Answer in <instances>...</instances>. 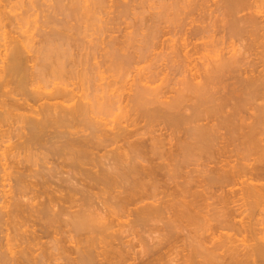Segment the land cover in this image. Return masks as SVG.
<instances>
[{
	"label": "bare ground",
	"instance_id": "bare-ground-1",
	"mask_svg": "<svg viewBox=\"0 0 264 264\" xmlns=\"http://www.w3.org/2000/svg\"><path fill=\"white\" fill-rule=\"evenodd\" d=\"M18 1L22 2V0ZM62 1H57V6L55 5L56 12L58 11L62 15L65 14V18H75L77 22H80L81 20L84 21L83 18H88L90 15L94 16L98 13V10L99 13L102 12L101 8L103 9L106 3V0H69V2L66 1L68 2L66 4L64 3L65 0ZM142 1L144 4V2L146 3L148 0ZM173 1L174 2L171 3L172 12H168V14L167 11H163L160 12V15L156 14L155 17H152L155 19L154 24L156 25H149L147 32L145 31L146 33L144 32V34H140L141 37L139 38L141 39L137 40V42L139 41L138 43H140L139 45H134V42L136 41L135 35H125V37H127L124 39L125 41L112 38L110 41L106 42L103 38L104 34H101L104 40L101 43L99 42L100 45L97 43V46H93L91 49L89 47V54H86L88 53L87 49L85 51L86 53L82 54V56L86 55L85 58H82L80 55L82 59L80 58L77 60V58H73V55L71 57V54L74 51L69 53V50L72 49L69 48L71 45L70 41L73 43L74 41H77V39L71 35L72 38L76 39L72 40L67 33L68 31L70 33L72 28L75 29V32L80 31L77 25L70 29L65 27H62V29L57 25L55 26L57 28L53 29V31L55 30V34L52 32L53 35H51V32L49 31L50 33L48 32V34L50 35L47 34L46 36L44 33L45 36L43 35L44 38L42 39L47 48L45 50L43 49L44 52L43 50L41 51V55L43 54L44 57L42 56V58L41 55H39V58L42 60L41 63L46 59L44 65L48 71L50 70V73L41 72L38 76L40 79L46 80L45 86L41 85L32 88V85L34 86L33 82L37 77H34L33 75L35 73L33 72L34 67L31 68L32 70L29 68L30 61L28 62L27 59L29 58H26L28 53L24 51H26L25 49L30 43H28L29 45L27 44L26 40L21 36L22 34H17V37L11 36L12 39H10V41L7 42V45H5V51H0V57L2 55L0 58V183L3 182L1 184H4L6 181H13L14 179V183L17 181L16 183L18 186H21L20 190H18L19 192H17L18 195H16L17 190L15 191L13 189V191H11V186L10 192L9 190L7 191V189H5L7 192L3 190V188H1L2 190L0 189L2 194L4 191L5 196L7 195L6 197L3 196L4 194L2 195L3 197L0 196L2 197L0 200L7 198L3 201L5 205L3 204V206H1L2 201L0 205V211L6 213H0L2 214L0 216L2 217L0 218V227L1 223L5 222L8 224V227L6 228L7 232L9 229L16 232L21 231V235H19L21 236L20 241L23 242L21 245H24L25 243L27 245H25L26 247L23 246V250H20L19 252L15 251L14 247H11V249L13 248L12 250L8 247L9 252L12 251L10 254H13V256L10 257L9 255L10 260H2L1 262L5 261L3 264L8 262L6 260H9V264H49V261L54 262V264H60L64 260V253L69 248L67 247L66 249L65 247L70 245L69 243H71V239H77L72 242L75 243L73 244L74 248L71 245L72 249L75 251L73 253L75 254L77 252V257L73 255L75 258H69L70 264H159L161 263L160 260L163 259L162 257L166 256L164 251L165 256H162L161 254L163 253H161V251L166 249L165 247L169 242H165L163 245H161L162 243L159 244L160 247L157 245L155 246V243L154 246H151L148 249L144 246L145 248H142L140 252H130L123 247L127 245H125L127 240L125 242V239L123 238V241L125 242L123 245L119 244L121 241L116 243L117 241H114L113 239L119 234L118 232L120 230L118 228L121 230L127 228V231H129V227L131 229L133 226H141L142 223L144 226H147L150 224L151 220L154 222L159 220L162 221L166 215L167 217L165 219L168 218L169 220L167 221H170V223L173 222L171 220L175 219L174 222L176 224L184 225L186 223L190 226L187 227V229H190L188 232L192 234V236H190L192 237V240L190 241H195L188 244V249L190 248V250L187 254H182V251L181 253L179 252L183 256L181 255V257H179V260H181L180 262L177 260L178 264H264V226H262L264 225V183H255L258 182V180H264V68L258 69L260 64L264 63V42H261V39L264 38V2H262V0H224L222 1L223 3L221 2L224 4L225 12L229 17L227 24L224 23L225 21L223 20V24H226V27H223V30L225 28L227 31H225V38L227 35L231 45V42H233V45L230 47L231 49L228 48L227 51V48H224V46L222 48L219 47L220 49L213 48L218 46V44L217 46L213 45V43L217 41L214 39L218 38H214L213 33V36H210L214 39L211 38L210 40V36H208L210 31V28H208L209 26L192 25L195 22V12L199 11L201 4L198 2L196 3V1L195 4L194 0ZM13 2H15V0H0L1 26H5L6 24L12 25L16 22L14 20H18L20 17V15L17 17V14L16 16H10L12 13L10 14V11L6 12V8L9 7L8 5H11ZM115 2L117 3L116 0ZM222 4L220 5V8H223ZM107 5L108 4H106V6ZM129 6L130 5H128V7ZM164 8H166V5ZM245 11L250 12L244 16L239 15L242 12L245 13ZM127 12L129 13V11ZM48 14L51 15L50 13ZM12 17L14 22L11 24ZM51 17L53 16H50V18ZM21 19H23V17ZM7 20L10 21L7 23ZM67 23L65 21L63 24L66 26L68 25ZM110 23L111 22H108V24ZM58 28H61L63 32L59 29L60 31H58L60 33H56L58 32L56 31ZM82 28L84 29V27ZM97 32L100 34V29L99 31L97 30ZM40 35L41 33L39 36ZM166 35H171L173 37L169 36L168 38L170 39H163L161 41ZM77 36L79 37L80 33H78ZM207 39L209 40L207 41ZM33 40L35 41L36 39ZM61 40L62 43L58 42L57 45L59 46L56 47L55 42ZM236 41H244L243 48L237 49L234 44ZM245 41L248 44L245 43ZM80 43L82 42H74L75 48L76 44L78 45ZM216 43L217 42H215V44ZM221 43L223 42L221 41ZM257 44L259 45L258 48L261 49L256 51L257 53H254L255 55L257 54L258 61L261 60L260 63L252 60L251 62L248 57L249 53L252 54L251 51L254 50L250 49L253 46L256 47ZM53 45L55 46L54 48H52ZM72 45L71 47H73ZM209 47L211 50H209ZM81 48H83V46ZM98 48L102 49L99 52H104V54H102V56L105 57L104 62L107 64V58H109L111 64L109 63L108 65L111 66L105 65L104 67H106V70H99L100 73L97 70V74H102L107 70L110 71L113 65L114 67L118 65V69L120 68L123 70L126 67L125 70H128L129 68L133 70L131 67L132 65L136 66L137 62L139 64L142 62L141 60L147 59L150 55L153 56V54H157L160 58L164 51L165 54L162 55L172 64L171 68L174 73L173 75L182 76L181 79L178 77V81L176 80L174 83L182 86L174 93V90H171L172 88H167V85H165L167 89L165 88L164 83H168L167 79V82L163 83L164 87H162V80L164 78L169 79L167 76H169L170 72H167L165 69V71H160L159 69V72H156L154 71L155 68L151 66L153 67V71L150 67V71L152 72L149 71V73L144 74L145 72H142L145 71V69L142 71L141 68V73L140 71H137L138 76L137 74H134V76L136 75L135 77H138V80L133 76V80L135 79L133 82L135 88L133 87L131 94L128 93V99H126L127 103L125 104L126 107L128 106L127 110L133 113V115L128 113L130 118H128L129 116L127 114L128 117L126 119V116L123 113L125 112L123 110L125 105H123L124 107L122 106L123 102L121 105L119 104L122 98L117 90L113 91V89L110 88L112 87V84L109 82L111 84L110 86L106 81L104 82V84L107 83L106 88L105 86L101 88L102 86L100 84H97V86L95 83L98 77L106 79V76L104 77L103 75H101V77L96 75L95 78L92 76L96 74L95 70L97 68L100 69L102 64L100 67L97 66L94 70L95 73L91 70L93 74H91L92 72L89 73V70L88 72H85L87 69L81 71V73L79 70L76 71V68V70L72 68L82 64L86 65L87 60L90 62L94 56H91V59L89 60L87 58L88 55L90 57L92 53H98ZM158 48H160L162 52L157 53ZM206 51H208V53H206ZM248 51L250 52L248 53ZM246 54L248 55L247 57ZM98 55L100 56V54ZM163 56L162 58H164ZM48 59L51 61V67L49 66V61H47ZM51 59H54L53 62ZM101 62L103 63L102 60ZM133 62L136 63L134 64ZM92 63L93 62H91L90 65H92ZM168 63L167 65H169ZM135 66L134 68L136 71L137 68ZM114 67L112 69L117 70V68ZM90 68L91 66H89L88 69ZM138 69L140 70V68ZM131 70L130 72L129 70L125 71L126 74L124 75V70L119 73L122 72L121 76L126 75L127 77L128 74H131ZM162 71L165 73H162ZM127 72L129 73L127 74ZM116 73H118V71ZM88 74L90 78L88 77ZM161 75H163L162 78H164L161 79L162 82H158L160 83V86L153 87V84L157 81L156 79L159 78L160 80ZM75 77L81 79L80 81H77H82V85L85 84L83 79L84 81L86 80L85 82L89 83V86L86 83L87 87H91L92 83L93 86L95 84L94 88H91H96L95 90L97 92L95 93L94 90L90 88V90H92L91 93H84L85 88L83 89V87H80L81 83L77 82L79 87L75 82L72 83ZM103 78L101 79L104 80ZM236 79H238V81H235ZM166 80L164 79V81ZM228 80H230L231 84H229ZM14 83L17 86H14ZM235 83L237 86H240L237 87ZM9 85H12L13 88L8 89L7 87ZM229 85L232 86L231 89L229 88ZM239 87H241V91L247 88H253L254 90L252 89L248 94L247 91L246 94L240 91L242 94L239 95L236 90ZM49 88L51 89L50 91H48ZM104 89L105 91H103ZM169 89L173 92L172 94H174L173 96L169 94L171 97L166 96L170 93L168 92ZM228 89L233 92L235 91L234 96L236 97L233 98V95L229 94L230 91L228 94L232 96L231 99L227 95L228 100L227 97H225V99L222 96L220 97V94ZM99 91L103 93H101V97L99 94L97 95ZM93 92L96 95L93 96ZM236 92L237 95H235ZM221 98H223V101L220 100ZM232 99L237 100V102L239 101V104L236 103L235 105L238 104L240 107H238V105H233L234 107H237L234 109L231 105V110H234L231 113H226L228 102ZM218 100H220V103ZM242 102L249 103L251 107L254 105L252 108L255 109L256 113L249 116L244 112L243 116L242 112L245 110H242L243 107L241 108ZM120 108L122 109L121 111H123L124 118L127 120L125 121L126 125H122L124 122L121 124V121H119V124L116 121V123L119 124L118 126H113L116 123L109 126L108 123L110 120L108 116ZM95 114H99L98 116L96 115L97 117L101 114L103 117H101V119L97 118L94 116ZM104 115H106L107 118L106 116L104 118ZM245 115L248 116V120L254 117L253 121H247ZM249 117L251 118L249 119ZM102 118H104V120H102ZM106 119L109 120L108 123ZM129 119L130 123L128 122ZM142 119L147 123H145L147 126H151V124L153 125L155 122V124H158L157 122H159L164 126L162 129L159 128L157 131L155 130V134L154 130L149 131L150 128L147 129V126L141 123V121H143ZM105 120L106 122H104ZM138 120L139 123L143 125L142 127L137 126V124L140 125L137 123ZM4 124L9 125V128L7 125V128H4ZM144 127L147 130H144ZM152 129L153 128H151V130ZM222 129H225L229 134L226 135L227 133L224 132V135H226L227 138L220 133ZM158 131L160 133L157 134ZM168 134L170 136H167ZM218 140H221V142H218ZM217 143L219 145L220 143L224 144H221L222 146L218 147ZM216 145L218 149H216ZM228 145H232L230 149L227 147ZM242 145L244 146L243 148L241 147ZM225 147L228 149L225 150ZM238 147L240 150L244 149V151L242 150L241 152ZM244 153H246L248 157L250 156V153L251 155H255L253 161L251 158L247 159V155L244 156ZM194 154L195 156H193ZM188 155L189 157L192 156L194 158L197 155H204L203 157H208L209 159L214 158L211 160L215 161L216 159L215 163H217V165L224 162L223 164L221 163V166L215 165L216 167L210 170V173L215 174H213L214 177L209 175L212 177V180H210L212 184L210 182H208V184H211V187L213 184L219 185L215 186L216 188L214 187L217 192L221 191V193L217 194L218 199L215 195L217 192L211 190L215 193L214 196L213 194L211 195L212 192H210V190H207L206 194L203 193L206 192V190L203 191L204 189H202L200 191H203L202 193L204 195H208L209 191V195L216 197L215 199L219 200L217 201L219 203H213L215 206L213 204L209 206V203L206 205L207 200L204 199L206 196L203 197L202 193L197 194L196 189L194 191L196 194L191 191L192 189L189 190V188L181 189L173 187L172 190L176 192L170 190V181L180 185L178 177H182V174H184L182 172L184 170L186 171L189 159L191 158L190 160H192V157H187ZM183 157L184 160H187L185 161V167L182 164L184 163V160H182ZM198 157L199 156H197V158ZM203 157L201 156L200 158ZM234 157H236L235 160L233 159ZM105 158L107 161L103 160ZM177 158H181L180 160H182V162H179V159ZM231 159L237 162H230ZM38 160H41V164L39 163L41 165H39L40 169H34L36 168L34 165L37 164ZM238 160H243L244 162L240 161V163ZM34 161L36 162L34 163ZM173 161L177 162L174 163ZM31 162L33 165L30 164ZM36 166L38 167V164ZM108 166L112 168V170H110ZM28 167L34 169V172L33 169H30L31 172H33L32 174L31 172L28 173ZM41 167H43V169H41ZM182 167L185 169L183 170ZM35 170L37 171L35 172ZM162 170H166V172H163L164 174H167V177H164ZM30 174L34 176L35 179L31 180L32 178H30ZM159 175L163 176L161 179L167 178V182L169 177L170 183L169 186L167 185L169 190H167V186L165 185H163V188H161L160 185L158 186L160 182ZM244 176H249L252 180L256 181H251V183H249V178L244 179ZM27 178H30V180ZM52 178H57V180H53ZM12 181L6 183L8 184V187L12 184ZM162 182L167 183L166 180L161 181V183ZM231 183H234V185L239 183V185H242V188H237L236 190H234L235 188H231L232 190L230 188V190L225 188ZM1 184L0 186H2ZM13 185L15 184H12V186ZM164 186L166 188H164ZM97 187L98 190L100 189L99 191L106 196L104 200L101 199V202H98V207L96 206L97 208H95L92 198L97 195L93 196L92 194L97 190H91H93V188L97 189ZM159 188L164 189L163 192L158 191ZM164 191H166L165 195L163 194ZM159 192L162 193L160 195H164L161 196L162 198H158ZM167 192L170 194H167ZM102 193H100V195ZM79 194L81 195V198L76 197ZM27 195H30V197L26 198V200L30 198L29 200H31V202H25L23 200ZM211 196L210 198H212ZM166 197H168V199ZM201 197H203V200ZM204 200L206 202L205 205L211 207L213 211H208L207 209V213H203V208H206L203 205L205 203ZM237 201L239 204L235 205ZM202 205L203 208L201 207ZM200 208L203 209V211H199ZM4 215L7 216V218H5ZM66 216L69 218H65ZM258 216H261V219H259ZM169 224L165 226L167 230L170 228L169 232H166L167 236V233H170L169 236L171 238L169 237V239L176 240L177 237L180 238V236L177 235H175L177 237L173 238L174 234H177L173 233L176 230L174 228L177 227H174L176 224H172L174 226ZM67 227H69V230ZM115 227H117L116 229L118 230H113ZM165 227H158V229L164 231V229H166ZM185 227L186 226L184 225V228ZM2 228L3 227H1L0 230ZM184 228L182 227V229ZM184 230L186 231V229ZM123 231L126 230L124 229L122 232ZM178 232H180L179 226ZM9 233L10 232L7 234ZM146 233L149 234L148 232ZM61 234L62 237L64 236L63 238L61 237ZM240 234H245V238L239 239L237 236ZM76 236H78L79 239ZM187 236L186 239H190V237ZM45 237L54 240L53 243L51 239H48L51 240L49 243L54 244L52 246L53 249H50L51 246L48 245H45L44 247L43 244L38 246L41 251H37V249L34 250V245L31 246V244L34 242L41 243V240H44ZM169 239L168 241H170ZM66 240H69L67 241L69 243L64 245L65 243L63 242H66ZM175 240H173L174 243H176ZM179 241L180 240H178V242ZM169 244L172 246L174 245L172 243ZM190 245L192 246V249ZM46 247H49V249ZM32 249L37 252L34 253ZM72 249L71 253L73 251ZM51 250H53L54 254ZM54 250L58 251V254H56ZM67 252L70 253L68 250ZM71 253L68 255H72ZM53 255L56 256H54L56 260L58 256L63 257L61 259L58 257L61 262L57 260L58 263L54 261L55 259L51 261ZM1 258H7V256ZM171 261L170 264H175L176 262L172 261L171 263Z\"/></svg>",
	"mask_w": 264,
	"mask_h": 264
},
{
	"label": "rangeland",
	"instance_id": "rangeland-1",
	"mask_svg": "<svg viewBox=\"0 0 264 264\" xmlns=\"http://www.w3.org/2000/svg\"><path fill=\"white\" fill-rule=\"evenodd\" d=\"M18 0H15V2H13L11 5H8L9 7H7L5 10H6V12L7 11H10V16H16V14L18 15L17 17H19V15H20V17L18 18V20L17 19H15L14 21H16V22H14L12 19H13V17L11 18V24L12 25H10V24H6L5 26H1L0 25V51L1 52H4L5 51V49L4 48H6V46L5 45H7V42L8 41H10V39H12L11 38V36H15V37H17L18 35L17 34H22L21 36L23 37V39L24 40H26V42H27V44L28 43H30V45L25 49L26 51H24V52H27L28 53V55H26V58H29V59H27V61L29 62V68L31 69L32 67H34V71L33 72H35L33 75H34V77H37L35 80H34V86L32 85V88H36V86H45V81L46 80H44V79H40L39 78V76H38V74L40 73L41 74V72H49L50 73V70L48 71V69L47 68H45L46 66L44 65V62H45V60L46 59H44L43 61L44 62H42L41 63V61L42 60H40V58H39V55H41V51L44 49H46L47 47H46V45H45V42L43 43V39L42 38H44V36H45V34H46V36H47V34H48V32L50 31L51 32V35H53V33L55 34V30L53 31V29L54 28H57V27H55V26H59V27H65V28H72L73 26H75V25H77L78 26V29L80 30V31H82V32H80V31H76L75 32V29L74 28H72V31H70V33H69V31L67 32L68 33V35H70V37H71V35H72V37H74V38H76L77 39V41H74V42H82V43H80V44H76V48H75V45H74V42L73 43H71V41H70V44L74 47H71V45H70V49L72 48V49H75V50H69V53L70 52H73L72 54H71V57H72V55L74 56L73 58H77V60L78 59H80L81 57L82 58H85V56L83 55L82 56V54H85L86 52V50H87V52L88 53H86V54H89V50L91 49V47H93V46H97L96 44L98 43L99 44V42L101 43L104 39H105V41L107 42V41H110L112 38H114V39H117V40H122V41H125L124 39H126L127 37H125V35L126 36H129V35H135V37H136V41L134 42V45H139L140 43H138L137 42V40H140L141 38H139V37H141V35H142V33L144 34V32L146 31L147 32V30L149 29V25L151 26V25H156V24H154V21H155V19L154 18H152L153 16L155 17V15L156 14H159L160 15V12H163V11H167V13L169 12H172L173 10H172V5H171V3H173L174 1L173 0H166V2H165V0H144V1H147L146 3L144 2V4H143V1L142 0H120V1H118V0H116L117 1V3L115 2V0H106V3H105V5H104V8L102 9L101 8V11L102 12H100L99 13V10H98V13H96L94 16H95V18H94V16L93 15H90L88 18L86 17V18H83L84 19V21L83 20H81L80 22H77L76 21V19L75 18H71V19H69L68 17H64V15H62L61 13H59L58 11L56 12V8H55V5L57 6V1L56 0H22V2L20 3L19 1L17 2ZM30 1V2H29ZM37 1V2H36ZM53 1V2H52ZM60 1H62V0H60ZM64 1V0H63ZM62 1V2H63ZM66 1H68L69 2V0H65L64 1V3L66 4V3H68V2H66ZM109 1V2H108ZM195 1H196V3L198 2L199 4H201V7H199V11L198 12H195V22L192 24L193 26H198V25H200V26H209L208 28H210V31H209V33H208V36H210V35H212L213 36V33H214V38H218L219 39V41H218V39H214L212 36H210L209 38H210V40H211V38H213L214 40H217V41H215V42H217L216 44H215V42L213 43V45H215V46H217V44H218V48L217 47H213V48H216V49H220V48H222L223 46H224V48H227L226 50L228 51V48H230L232 45H233V42H231L232 43V45L230 44V41H229V39H228V37H227V35H226V38H225V34H226V30H225V28H224V30H223V27H226V24L228 23V19H229V17H228V15H227V13L225 12V7H224V4H222L223 2L222 1H224V0H194V3H195ZM209 1V2H208ZM17 2V3H16ZM26 2V3H25ZM35 2V3H34ZM112 2V3H111ZM115 2V3H114ZM125 2V3H124ZM202 2V3H201ZM205 2V3H204ZM222 2V3H221ZM262 2H264L263 0H262ZM16 3V4H15ZM32 3V4H31ZM56 3V4H55ZM110 3V4H109ZM119 3V4H118ZM130 3V4H129ZM166 3V4H165ZM195 3V4H196ZM218 3V4H217ZM22 4V5H21ZM53 4V5H52ZM106 4H108L107 6L109 7H107L106 6ZM115 4V5H114ZM203 4V5H202ZM222 4V6H223V8H220V5ZM17 5V6H16ZM32 5V6H31ZM117 5V6H116ZM128 5H130L129 7H128ZM166 5V8H164V6ZM219 5V6H218ZM12 6H14V7H12ZM50 8H48V7ZM118 6H119V8H118ZM170 6V7H169ZM218 6V7H217ZM221 6V7H222ZM117 9H116V8ZM180 7H181V5H180ZM203 7H204V9H203ZM208 7V8H207ZM52 8V9H51ZM121 8V9H120ZM125 10H124V9ZM132 8V9H131ZM144 8V9H143ZM11 9V10H10ZM15 9H16V11H15ZM48 9V10H47ZM127 9V10H126ZM134 9V10H133ZM204 10V11H201V10ZM205 9H206V11H205ZM209 9V10H208ZM211 9V10H210ZM221 9V10H220ZM223 9V10H222ZM264 9V8H263ZM113 11V12H111V11ZM137 10V11H136ZM139 10V11H138ZM49 11V12H48ZM104 11V12H103ZM107 11V12H106ZM119 11V12H118ZM127 11H129V13L127 12ZM135 11H136V13H135ZM144 13H143V12ZM196 11V10H195ZM201 11V12H200ZM50 13L51 15H49L48 13ZM52 12V13H51ZM106 12V13H105ZM108 12H110V13H108ZM117 12V13H116ZM132 12V13H131ZM139 12V13H138ZM164 12V13H165ZM200 12V13H199ZM203 12V13H202ZM205 12V13H204ZM248 12H250V11H245V13L244 12H242L241 14H239L240 16H244L245 14L247 15V13ZM18 13H20V14H18ZM23 13V14H22ZM103 15H102V14ZM168 13V14H169ZM210 13V14H209ZM212 13V14H211ZM225 13V14H224ZM47 14H48V16H47ZM61 14V15H60ZM101 14V15H100ZM135 14V15H134ZM140 14V15H139ZM142 14V15H141ZM206 14V15H205ZM249 14V13H248ZM23 15V16H22ZM58 15V16H57ZM99 15V16H98ZM112 15V16H111ZM131 17H130V16ZM204 15V16H203ZM208 15V16H207ZM50 16H53V17H51L50 18ZM57 16V17H56ZM61 16V17H60ZM66 16V15H65ZM102 16V17H101ZM119 16V17H118ZM151 16V17H150ZM203 16V17H202ZM208 18H207V17ZM225 16V17H224ZM16 17V18H17ZM23 17V19H21ZM45 17V18H44ZM49 19H48V18ZM92 19H91V18ZM99 17V18H98ZM109 19H108V18ZM110 17H111V19H110ZM122 19H121V18ZM124 17V18H123ZM143 17V18H142ZM199 17V18H198ZM206 17V18H205ZM53 18V19H52ZM59 18H60V20H59ZM68 18V19H67ZM113 18V19H112ZM114 18H115V20H114ZM119 18V19H118ZM142 18V19H141ZM203 18V19H202ZM206 20H205V19ZM48 19V20H47ZM58 19V20H57ZM64 19V20H63ZM107 19V20H106ZM140 19V20H139ZM148 19H149V21H148ZM152 19H154V20H152ZM226 19V20H225ZM21 20V21H20ZM25 20V21H24ZM47 20V21H46ZM54 22H53V21ZM68 20V21H67ZM74 20V21H73ZM79 20V19H78ZM105 21V22H103V21ZM112 20V21H111ZM117 20V21H116ZM142 20V21H141ZM225 22H224V21ZM8 21H10V20H7V23H8ZM20 21V22H19ZM59 21H60V23L61 22H63V23H65V21H66V23L68 24V25H66L65 26V24H63V23H59ZM69 21H70V23H69ZM87 21H89V22H87ZM107 21V22H106ZM136 21H138V22H136ZM144 21H147V22H144ZM151 21V22H150ZM153 21V22H152ZM200 21H201V23H200ZM227 21V22H226ZM38 22V23H37ZM39 22H41V23H39ZM46 22V23H45ZM50 22V23H49ZM86 22V23H85ZM108 22H111L110 24H108ZM141 22V23H140ZM157 22V21H156ZM198 22V23H197ZM223 22L224 23H226V24H223ZM52 23H54V24H52ZM57 23V24H56ZM61 25H59V24ZM81 23V24H80ZM106 25H105V24ZM116 23V24H115ZM134 23V24H133ZM135 23H136V25H135ZM138 23V24H137ZM146 23V24H145ZM149 23V24H148ZM46 24H48V25H46ZM64 26H63V25ZM74 24V25H73ZM89 24V25H88ZM108 24V25H107ZM118 24V25H117ZM122 24V25H121ZM38 25V26H37ZM44 25V26H43ZM45 25H46V27H45ZM70 25V26H69ZM80 25H82V26H80ZM85 25V26H84ZM100 25H101V28H100ZM117 25V26H116ZM146 25V26H145ZM212 25V26H211ZM223 25V26H222ZM225 25V26H224ZM11 26H12V28H11ZM21 26V27H20ZM41 26V27H40ZM48 26V27H47ZM51 26V27H50ZM80 26V27H79ZM112 26V27H111ZM116 26V27H115ZM132 26V27H131ZM8 27V28H7ZM41 29H40V28ZM82 27H84V29L82 28ZM109 27V28H108ZM119 29H118V28ZM128 27V28H127ZM140 27V28H139ZM147 27V28H146ZM228 27V26H227ZM14 28H16V29H14ZM45 28V29H44ZM50 28V29H49ZM61 28H58L56 31H58L59 29L62 31V29ZM105 28V29H104ZM113 28V29H112ZM121 28V29H120ZM135 28V29H134ZM144 28V29H143ZM9 31H8V30ZM11 29V30H10ZM18 29V30H17ZM38 29V30H37ZM41 30V32H40V30ZM99 29H100V34H99V32H97V30L99 31ZM115 29V30H114ZM128 29V30H127ZM141 29V30H140ZM227 29V28H226ZM15 32H14V31ZM59 30V31H60ZM103 30V31H102ZM105 30V31H104ZM108 30V31H107ZM117 30H119V31H117ZM130 30V31H129ZM12 31V32H11ZM20 31V32H19ZM23 31V32H22ZM56 32V33H60V32ZM64 31H65V29H64ZM125 31V32H124ZM132 31V32H131ZM226 31V32H225ZM5 32H6V34H5ZM36 32H38V33H36ZM41 33V35L39 36V34ZM47 32V33H46ZM49 32V33H50ZM53 32V33H52ZM63 32V31H62ZM74 34H73V33ZM80 33V36L78 37L77 35H78V33ZM97 32V33H96ZM145 32V33H146ZM222 32V33H221ZM27 33V34H26ZM35 33V34H34ZM45 33V34H44ZM75 33H76V35H75ZM95 33V34H94ZM109 35H108V34ZM5 34V35H4ZM24 34H26V35H24ZM31 34V35H30ZM101 34H104L103 36L101 35ZM116 34V35H115ZM141 34V35H140ZM17 35V36H16ZM44 35V36H43ZM48 35H50V34H48ZM73 35H75V36H77V37H75V36H73ZM86 37H85V36ZM88 35H89V38H88ZM91 35H92V38H91ZM118 35H120V36H118ZM139 35V36H138ZM4 36V37H3ZM10 36V37H9ZM38 36V37H37ZM101 36V37H100ZM115 36V37H114ZM169 36H171V35H169ZM168 35H166L165 37H163L162 39H161V41L164 39V40H167V39H170V38H168L169 37ZM216 36V37H215ZM6 37V38H5ZM20 37V36H19ZM18 37V38H19ZM71 37V38H72ZM94 37V38H93ZM95 37H96V39H95ZM104 39H103V38ZM110 39H109V38ZM171 37H173V36H171ZM26 38V39H25ZM74 38H72V40H76V39H74ZM81 38V39H80ZM101 38V39H100ZM176 38V37H175ZM30 39V40H29ZM33 39H36L35 41L33 40ZM91 39V40H90ZM98 39V40H97ZM100 39V40H99ZM212 39V40H213ZM228 39V40H227ZM209 39H207V41H208ZM6 41V42H5ZM31 41V42H30ZM38 41V42H37ZM221 41L224 43H221ZM264 42V38H262L261 39V42ZM34 42V43H33ZM38 44H37V43ZM58 42H61L62 43V40L61 41H56L55 42V44H56V47L57 46H59V45H57V43ZM64 42V41H63ZM66 42V41H65ZM94 42V43H93ZM219 42V43H218ZM228 44H227V43ZM161 43V42H160ZM173 43V42H172ZM245 43H247L246 41H245ZM54 44V43H53ZM93 44H95V45H93ZM220 44H222V45H220ZM235 45H236V48L237 49H240V48H243V46H244V41H242V42H239V41H236V43H234ZM248 44V43H247ZM247 44H245V45H247ZM5 46V47H3V46ZM100 45V44H99ZM241 45V46H240ZM2 46V47H1ZM31 46V47H30ZM33 46V47H32ZM39 46V47H38ZM61 46V45H60ZM83 46V48H81ZM104 46V45H103ZM103 46H100V47H103ZM29 47H30V49H29ZM43 47H45V48H43ZM55 46L53 45V47L52 48H54ZM67 47V46H66ZM89 47H90V49H89ZM210 47H211V45H210ZM209 47V50H211V48ZM220 47V48H219ZM259 47V45L257 44V46L255 47V46H253L250 50H253V51H251V53L252 54H250L249 52L250 51H248V53H249V56L246 54V57L248 56L249 58H250V61L252 60V61H254V62H258V63H260V61H258V56H256L255 55V53H257L256 51H258L259 49H261V48H258ZM36 50H35V49ZM68 48V47H67ZM67 48H65V49H67ZM160 48H162V47H160ZM160 48H158V51H157V53L158 52H162V50L160 49ZM64 49V48H63ZM99 49V50H98ZM97 50H98V53H97V55L98 54H100V58L96 55V53L94 52V53H92L91 55H90V57H89V55H88V59L90 60L91 59V56L93 57H98L97 58V60H96V58H92L91 59V61L89 62L88 60H87V62H88V64H87V62H86V65H79V66H75V67H72L74 70H76V71H83V70H85V69H87V70H85V72L87 71L88 72V70H89V73L90 72H92L91 70H93V72H94V70L97 68V66L98 67H100V65H101V67H100V69H96L95 70V72L98 70V72L100 73V71L99 70H101V71H105L106 70V67H104L105 65H108L109 63H110V61H109V58H107L108 59V61H107V64H106V62H104V56H102V54H104V52L102 51V52H99V51H101L102 49L101 48H98ZM231 49V48H230ZM35 50V51H34ZM44 50H43V52H44ZM132 50V49H131ZM214 50V49H213ZM32 53H31V52ZM40 51V52H39ZM166 51V50H165ZM243 51H244V49H243ZM0 52V53H1ZM37 53V55H36V53ZM39 52V53H38ZM81 52V53H80ZM84 52V53H83ZM255 52V53H254ZM77 55H76V54ZM80 53V54H79ZM206 53H208V51H206ZM35 54V55H34ZM94 54V55H93ZM162 54L164 55L165 54V52L163 51L162 52ZM161 54V56H160V58H159V56H157V54H153V56L152 55H150V57H148L147 59H143V60H141L142 62H140L139 64H138V62L136 63V62H133L134 64L136 63V68L138 69V68H140V70L138 69H136V71H135V68H134V66L132 65L131 67L133 68V70H131V68H127L128 70H129V72H130V70H131V74H128L129 72H127V77H126V75L125 76H121V74H122V72L121 73H119L120 71H123L124 70V73H123V75L124 74H126L125 73V71H128V70H125L126 69V67H125V69H118L117 68V66L116 67H114V65L112 66V68L114 67V68H117V70L116 69H110V71L109 70H107L106 72H107V74H106V72H101L102 74H97L98 72H96V74H94V75H92L94 78L96 77V75H98V76H100L101 77V75H103L106 79H104L103 77H101V78H103L104 80H102L101 78H97V80H96V85L97 84H100L102 87L101 88H103V86H105V88H106V84L107 83H111L112 84V87H110V88H112L113 89V91H115V90H117V92H118V94L121 96V98H122V100L120 101V105L122 104V102H123V104H122V106L123 105H125V108H123V107H121V108H123V110L125 111V112H123V111H121L122 109L120 108L119 110L117 109V110H115L114 111V113H112L111 115H107L108 116V118H109V120H107V123H108V121H109V126L110 125H112V124H115L116 123V121H117V123H119L120 124V122L119 121H121V124H122V122H124V124H122V125H126V122L125 121H127L126 119H127V117L129 116V114L131 113V112H129L128 110H127V108H128V106L126 107V104L125 103H127L126 102V99H128L127 97H128V93H132V91L131 90H133V87H134V80L137 78V80H138V77H135L134 76V74H137V71L139 72L140 71V73H141V68H142V71L145 69V71H143L142 73H144V74H146V73H149V71H150V67L151 66H153L155 69H154V71H156V72H159L158 70L160 69V71L161 70H163V71H167V72H170L169 73V76H167V77H169V79L168 78H164L165 80L167 79L168 80V83H164V82H167V80L166 81H164V79L162 78V76L163 75H161L160 77V80H159V78L158 79H156L157 81L153 84V87H156V86H160V83H158V82H162V87H164L165 85H167V88H172L171 90H174V93H175V91L177 90V89H179L181 86H180V84H178V85H176L177 83H174V82H176V80L178 81V77H179V79H181L182 78V76L180 77L179 75L178 76H174L173 74V70H172V64L169 62V61H167L166 60V58L163 56ZM80 55H81V57H80ZM31 56V57H30ZM38 56V57H37ZM43 56V54L41 55V57ZM77 56V57H76ZM149 56V55H148ZM162 56L164 57V58H162ZM1 57H2V55H1ZM0 57V58H1ZM33 57V58H32ZM44 57V56H43ZM42 57V58H43ZM37 58V59H36ZM56 58V57H55ZM81 58V59H82ZM155 58V59H154ZM159 58V59H158ZM248 58V59H249ZM103 61V63L101 62V60ZM255 59V60H254ZM260 59V58H259ZM39 60H40V62H39ZM50 59H48L47 61H49ZM52 60V62H53V60L54 59H51ZM84 60V59H83ZM94 60V61H93ZM46 61V62H47ZM55 61H56V59H55ZM55 61H54V64H55ZM249 61V60H248ZM249 61V62H250ZM251 61V62H252ZM38 62V63H37ZM91 62H93L92 63V65H90L91 64ZM99 62V63H98ZM169 62V63H168ZM253 62V63H254ZM40 63V64H39ZM49 63V66L51 67L52 66V64L50 65V63H51V61H49L48 62ZM48 63H46V64H48ZM97 63V64H96ZM113 63V62H112ZM167 63L169 64V65H167ZM257 63V64H258ZM39 64V65H38ZM85 64V63H84ZM95 64V65H94ZM111 64V63H110ZM164 64V65H163ZM262 64V65H261ZM260 64V66H259V68L258 69H262V68H264L263 67V65H264V63H261ZM42 65V66H41ZM44 65V66H43ZM171 65V66H170ZM86 66V67H85ZM89 66H91V68L90 69H88L89 68ZM94 66H96V67H94ZM108 66H111V65H108ZM44 67V68H43ZM94 67V68H93ZM103 67V68H102ZM153 67H151V70L153 71ZM168 68V70H167V68ZM261 67V68H260ZM76 68V69H75ZM103 70H102V69ZM105 68V69H104ZM109 68V67H108ZM163 68V69H162ZM47 70V71H45V70ZM51 69V68H50ZM149 69V70H148ZM165 69V70H164ZM32 70V69H31ZM36 70V71H35ZM43 70V71H42ZM114 70V71H113ZM172 70V71H171ZM264 70V69H263ZM118 71V73H116ZM152 71H150V72H152ZM162 71V73H165V72H163ZM84 72V73H85ZM93 72L91 73V74H93ZM94 72V73H95ZM45 73H43V74H45ZM82 73V72H81ZM108 73H109V75H108ZM90 74V75H91ZM167 74V73H166ZM37 75V76H36ZM165 75V74H164ZM135 77V79L133 80V78ZM137 76H138V74H137ZM88 77H89V74H88ZM125 77V78H124ZM166 77V76H165ZM81 78V77H80ZM90 78V77H89ZM93 78V79H94ZM177 78V79H176ZM161 79H163L162 81H161ZM175 81H174V80ZM41 80V81H40ZM44 80V81H43ZM80 81L81 79H79V78H77V77H75V79H74V81H72V83H74L75 82V84H78V83H81V88L83 87V89L85 88V91H84V93L86 92V94H89V92L91 93L92 92V90H90V88L91 87H93L94 88V86H95V84H94V86H93V83H92V86L91 87H87V84H88V86H89V83H87V82H85L84 81V79H83V82L85 83H83L84 85H82V81L81 82H78V81ZM101 80V81H100ZM133 80V81H132ZM98 81V82H97ZM107 81V83H105L104 84V82H106ZM229 81V84H231V82H230V80H228ZM232 81V80H231ZM235 81H238V79H236ZM78 82V83H77ZM101 82V83H100ZM87 83V84H86ZM109 83V85L111 86V84ZM156 83H157V85H156ZM163 83H164V86H163ZM233 83H234V81H233ZM103 84V85H102ZM228 84V83H227ZM236 84V83H235ZM13 85V84H12ZM12 85H9L7 88L8 89H11V88H13L12 87ZM133 85V86H132ZM14 86H17V85H15V83H14ZM78 87H79V84L77 85ZM98 86V85H97ZM96 86V87H97ZM170 86V87H169ZM236 86H237V84H236ZM238 86H240V85H238ZM237 86V87H238ZM76 87V86H75ZM100 87V86H99ZM178 87V88H177ZM231 85H229V88L231 89ZM7 88H5V89H7ZM15 88V87H14ZM93 88H91V89H93ZM98 88V87H97ZM135 88V87H134ZM165 88H166V86H165ZM166 88V89H167ZM80 89V88H79ZM96 89V88H95ZM95 89H93L94 90V92L96 93L97 91L95 90ZM170 89H169V91L168 92H170V93H168L166 96L167 97H169L170 95H174V94H172L173 92H171L170 91ZM230 89H228L227 91H224L223 93H221L220 94V97L222 96L224 99H225V97H227V96H229V98L231 99L232 98V96H230V95H233V98L234 97H236V96H234V92L232 93L231 91H230ZM240 89V90H239ZM253 89V88H252ZM252 89L250 88V89H243V91H241V87H239L238 89H236L237 90V92H238V94L239 95H241L242 93L241 92H243V93H245L246 94V91H247V94H248V92L250 91H252ZM14 90V89H13ZM51 89L49 88L48 89V91H50ZM87 90V91H86ZM99 90H101V89H99ZM107 90V89H106ZM130 90V91H129ZM254 90V89H253ZM7 91V90H6ZM82 91V90H81ZM103 91H105V89L103 90ZM108 91H109V89H108ZM229 91H230V93H229ZM241 91V92H240ZM93 92V96L94 95H96L95 93ZM227 92V93H226ZM237 92H236V94L235 95H237ZM83 93V92H82ZM102 92L101 91H99L98 93H97V95L99 94V96L101 97L102 96V94H101ZM106 93H107V91H106ZM230 95H229V94ZM105 94V93H104ZM124 94V95H123ZM170 94V95H169ZM225 95V96H224ZM227 95V96H226ZM124 96V97H123ZM126 97V98H125ZM171 97V96H170ZM245 97V96H244ZM98 98V97H97ZM121 98H119V99H121ZM223 98H221L220 100L221 101H223ZM167 99V98H166ZM165 99V100H166ZM164 100V99H163ZM220 100H218L219 101V103H220ZM227 100H228V97H227ZM239 102V101H238ZM237 102V100H235V99H232L231 101H229L228 102V108L226 109V113L227 112H232L235 108H237V107H234V106H237L239 103ZM233 103V104H232ZM236 103H238L237 105H235ZM243 103V104H242ZM241 103V108H242V110H245V111H243L242 113H243V116H244V112H246V115H249V116H252V114L253 113H256L255 112V109H253L252 107H254V105H252V107L250 106V104L249 103H244V102H242ZM118 105V104H117ZM231 105H232V107H234V109L233 110H231L232 109V107H231ZM234 105V106H233ZM249 105V106H248ZM231 107V108H230ZM238 107H240L239 105H238ZM250 108V109H249ZM228 110V111H227ZM248 111V112H247ZM250 111V112H249ZM254 111V112H253ZM125 114V116H123L124 114ZM127 112V113H126ZM129 113V114H128ZM229 113V114H230ZM127 114H128V116H127ZM132 115H133V113H131ZM130 114V115H131ZM98 116L99 114H95L94 116ZM106 115H104V118H105V116ZM242 115V114H241ZM245 115V116H246ZM96 116V117H97ZM107 116H106V118H107ZM101 117H103V116H101V114H100V116L99 117H97V118H100L101 119ZM126 119H125V118ZM133 117V116H132ZM247 117V118H246ZM245 118H246V120L247 121H249V122H251V121H253V119H254V117H249V119L250 120H248V116H246ZM104 118H102V120H104ZM128 118H130V116L128 117ZM125 119V120H124ZM131 119H133V118H131ZM106 120L104 121V122H106ZM139 120H141V119H139ZM139 120H138V122L137 123H139ZM143 120V119H142ZM246 121V122H247ZM128 122L130 123V119L128 120ZM144 120L143 121H141V123L144 125L146 122H144ZM111 123V124H110ZM116 123V124H117ZM136 123V124H137ZM156 123V122H155ZM155 123H153V125L151 124V126H147L146 124V128L147 129H149L150 128V130L149 131H153L154 130V132H155V130L157 131V129H162V127L164 126L163 124H161V123H159V122H157L158 124H155ZM113 125V126H118L119 124H117V125ZM128 124V123H127ZM140 124V123H139ZM142 124H140V125H138L137 124V126H139V127H142L143 125ZM5 125V124H4ZM3 125V127L4 128H7L9 125H7V127H6V125L4 126ZM148 125H150V124H148ZM160 125H161V127H160ZM112 126V127H113ZM154 127H155V129H154ZM189 127V126H188ZM9 128V127H8ZM145 127H144V130L146 129ZM151 128H153L152 130H151ZM146 129V130H147ZM143 130V131H144ZM161 131V130H160ZM165 132V131H164ZM170 132V131H169ZM224 132H226L227 133V131H225V129L223 130H221V134H222V136L224 135ZM158 133H160L159 131L157 132V134ZM225 133V134H226ZM155 134H156V132H155ZM220 134V135H221ZM226 135H229L228 133L226 134ZM226 135H224L225 136V138H227V136ZM167 136H170L169 134L167 135ZM229 137V136H228ZM169 138V137H168ZM221 140H223V139H221ZM221 140L219 141L218 140V142H221ZM224 144V143H220V145L217 143V145H218V147L219 146H222V145ZM217 145H216V147H217ZM232 146V145H231ZM231 146H227L229 149H230V147ZM247 146V145H246ZM218 147L216 148V149H218ZM227 147H225V150L226 149H228ZM242 148L244 147L243 145L241 146ZM240 147V148H241ZM238 149H239V147H238ZM240 150V149H239ZM242 150L244 151V149H241L240 151L242 152ZM247 153V152H246ZM246 153H244L245 155L244 156H246L247 154ZM253 153V152H252ZM102 154V153H101ZM240 154V153H239ZM193 156H195V154L193 155ZM197 156H199L198 158H197ZM195 158L194 157H192V156H190V157H192V160H190L191 158L189 157V155L187 156V157H189L190 159H189V161H191V162H189L188 161V163H187V166H186V171L183 169V167H182V169L184 170L182 173H184V174H182V177L180 176V177H178L179 178V180H178V178H177V180L180 182V185L178 184V183H175V182H173V181H170L171 182V184H170V190L172 191V192H176V191H173L172 189H173V187L174 188H183V189H185V188H189V190L190 189H192L191 191L192 192H194L195 191V189L197 190V194L198 193H202L203 191H205L206 190V192H203V193H207V190H210V192H217L215 189H214V187L215 186H219V185H212V187L210 186L212 183H211V181L210 180H212V177H214V175L212 174V173H210V170L213 168L214 169V167H216V166H221L222 164L221 163H219L218 165H217V163H215L216 162V159H215V161H212L213 159L212 158H208V157H203L204 155H197ZM203 157V158H200V157ZM251 156V157H250ZM250 156L248 157V155H247V159L248 158H251V160L253 161V157H255V155H251V153H250ZM240 157V156H239ZM241 157H243V156H241ZM246 158V157H245ZM177 159H179V158H177ZM181 159V158H180ZM179 159V162H182V160H184V157L182 158V160H180ZM186 159V158H185ZM205 159V160H204ZM212 159V160H211ZM234 160L236 159V157H234L233 158ZM239 159H241V158H239ZM35 160V159H34ZM104 161H107L106 160V158L105 159H103ZM234 160H230V162H233V163H236L237 161H234ZM250 160V161H251ZM185 161H187V160H184L183 162L184 163H182L183 165H184V167H185ZM212 161V162H211ZM239 162L241 161V162H244L243 160H238ZM36 161H34V163H35ZM169 162H170V160H169ZM174 162V161H173ZM172 162V163H173ZM175 162H177V161H175ZM174 162V163H175ZM238 162V163H239ZM240 162V163H241ZM41 164V160H38V162H37V164H38V167L36 166V165H34L36 168H34V169H40L39 168V165ZM43 163V162H42ZM191 163V164H190ZM232 163V164H233ZM30 164H32L33 165V163L31 162ZM51 165V164H50ZM216 165V166H215ZM41 166V165H40ZM46 166V165H45ZM105 166H107V165H105ZM30 167H31V165H30ZM30 167H28V169L30 170V169H33V168H30ZM33 167V166H32ZM109 167V166H108ZM105 168H107V167H105ZM110 168V167H109ZM34 169H33V172H34ZM41 169H43V167H41ZM182 169H181V171H182ZM28 170V173L29 172H31V170L29 171ZM110 170H112V168H110ZM37 170H35V172H36ZM41 171V170H40ZM45 171V170H44ZM164 170H162V174H164V172H166V170L163 172ZM180 171V170H179ZM27 172V171H26ZM33 172H31V174L33 173ZM181 173V172H180ZM179 173V174H180ZM30 174V175H31ZM65 175V174H64ZM166 175V176H165ZM209 175H212V177L211 176H209ZM67 176V175H66ZM209 176V177H208ZM34 176H32L31 175V177L30 178H32L31 180H33V179H35V177L33 178ZM64 177V176H63ZM163 176H161V175H159V178H160V182H159V184H158V186L160 185L161 186V188H163V185H165V186H169V177H168V182H167V178H164V179H161ZM164 177H167V174H164ZM30 178L28 179V180H30ZM211 178V179H210ZM244 179L246 178V179H248L249 181V183H251V181L252 182H254V181H256V180H252L251 179V177H249V176H244L243 177ZM53 180H57V178H52ZM242 179V178H241ZM164 180H166V182L167 183H165V182H162L161 183V181H164ZM209 180V181H208ZM10 181H12V180H8V182H10ZM159 181V180H158ZM178 181H176V182H178ZM261 181V182H260ZM258 180V182H255V183H257V184H259V183H264V180ZM7 181L4 183V184H1V183H3V182H1L0 184L3 186H0V189L1 188H3V190H5V189H7V191L9 190V192H10V190H11V187H12V190L11 191H13V189L16 191V193L17 192H19L18 190H20V187L18 186V184L16 183L17 181H15V183H14V179H13V181L11 182L12 184H15V185H13V186H15V187H13L12 186V184H10L9 185V187H8V184H6V183H8ZM173 182V183H172ZM208 182H210L211 184L209 185L208 184ZM174 183H175V185H174ZM177 184V185H176ZM238 184V185H237ZM236 185H234V183L232 184H229V185H227L225 188H232V189H234V190H236L237 188H242V185L240 184L239 185V183H237ZM5 185H6V187H5ZM11 186V187H10ZM164 186V188H166ZM168 186H167V190H169L168 189ZM171 186H172V188H171ZM177 186V187H176ZM178 186H180V187H178ZM102 187V186H101ZM100 187V188H101ZM221 187V186H220ZM224 187V186H223ZM245 187V186H244ZM96 188V187H95ZM95 188H93V190H91V191H95V190H97V191H95L94 192V194H92L93 196L94 195H97L96 197L94 196V198H92V200L94 201V206H95V208H97L98 206V204L101 202V199H105V194L103 195V193L101 192V191H99L98 190V187H97V189H95ZM161 188H159V189H161ZM209 188V189H208ZM212 188V189H211ZM216 188V187H215ZM217 188H219V187H217ZM222 188V187H221ZM158 189V191H162L163 192V190L164 189H161V190H159ZM202 189H204L202 192H200ZM227 189V190H228ZM229 189V190H230ZM231 189V190H232ZM2 190V189H1ZM1 190H0V196H2L3 194V196L4 197H6L5 196V193H4V191H3V194L1 193ZM166 190V189H165ZM174 190H176V189H174ZM188 190V189H187ZM212 190V191H211ZM6 191V190H5ZM6 191V192H7ZM14 191V192H15ZM178 191V190H177ZM165 192L166 191H164V195H165ZM190 192V191H189ZM191 192V193H192ZM210 192L208 191V195L210 194ZM211 193V195L213 194H215V193ZM97 193V194H96ZM100 193H102L101 195H100ZM190 193V194H191ZM195 193V192H194ZM193 193V194H194ZM195 193V194H196ZM202 193V195H203V197L204 196H206V198H207V196L208 195H204ZM218 193H221V191H219V192H217L215 195H216V197H217V194ZM13 194H15V193H13ZM28 194H30V193H28ZM160 194H162V193H160L159 192V197L158 198H162L161 196H164V195H160ZM167 194H170V193H168L167 192ZM172 194V193H171ZM187 194H188V192H187ZM189 194V195H190ZM16 195H18V193L16 194ZM98 195H99V197H98ZM211 195H209V199L207 198H204L205 200H207V204H206V202H205V200H204V207H206V208H203V205L201 206L203 209H204V211H203V209H201L200 208V210L199 211H203V213H207V209H208V211L209 210H212L213 211V209H211V207H209V206H211V204H216V202L217 201H219V200H217L218 199V197H217V199H215L216 197H214V196H211ZM2 196V197H3ZM210 196L212 197V198H210ZM2 197H0V199L2 198ZM28 197H30V195H27V196H25V198L23 199L25 202L26 201H30L31 202V200H29V199H27L26 200V198H28ZM31 197H32V195H31ZM76 197H80L81 198V195L79 194V195H77ZM99 199H98V198ZM102 197V198H101ZM168 197H170V196H168ZM168 197H166L167 199H168ZM203 197H201V199L203 198ZM237 197H239V196H237ZM241 197V196H240ZM22 198V197H21ZM165 198V199H166ZM171 198H172V196H171ZM5 199H7V198H5ZM5 199H3V200H0V205H1V201H2V205L1 206H3V201L5 200ZM15 199H16V197H15ZM97 200V202H96V200ZM200 199V198H199ZM198 199V200H199ZM200 199V200H201ZM238 199V198H237ZM22 200V199H21ZM100 200V201H99ZM203 200V199H202ZM241 201H243L242 199H240ZM239 200V201H240ZM241 201H240V203H241ZM99 202V203H98ZM201 202V201H200ZM97 203V204H96ZM208 203H209V206H206V205H208ZM217 203H219V202H217ZM30 204V203H29ZM206 204V205H205ZM213 204V205H214ZM236 204H239V202L237 201V203H235V205ZM242 204V203H241ZM5 205V204H4ZM212 205V206H213ZM0 206V207H1ZM97 206V207H96ZM215 206V205H214ZM214 206H213V208H214ZM208 207V208H207ZM240 207V206H239ZM243 208H245V207H243ZM2 210V209H1ZM8 210V209H7ZM4 213V214H6L4 211H0V213ZM202 213V212H201ZM2 214H0V216H1ZM244 215H245V213H244ZM243 216V215H242ZM4 217L5 218H7V216H5L4 215ZM3 217V218H4ZM167 217V215L164 217V220H162V221H160V223H159V221H157V222H154V221H152L151 220V222H150V224H151V226H150V224H148L147 226H144V224H143V226H142V224H141V226H133V228H131L130 229V227H129V231H127V228H124L126 231H123L122 232V230H124V229H120V228H118L120 231L118 232L119 234H118V236L116 235L115 237H117L118 239H119V241H118V239L117 238H115L114 237V241H117L116 243H119L120 241H121V243H119V244H123L124 245V243L126 242V240H127V242L125 243V245L126 246H123V247H125L126 249H128L130 252H140L141 250H142V248H145L146 247V249H148V248H150L151 246H154V244H155V246L157 245V246H159L160 247V245L159 244H161V245H163L165 242H169V243H172V244H174L173 246L171 245V244H169L168 243V245H166V249L164 250H162L161 251V253H163V254H161L162 256L164 255L165 256V254H166V256L165 257H162L163 259H161L160 261H161V263H159V264H170V261L172 260L173 262L174 261H176L175 262V264H178V262H180L181 260H179L180 258L179 257H181V255L182 254H187L188 253V251L190 250V248L188 249V244H190L191 242H195V241H190V240H192V237H190V236H192V234L190 233V232H188L190 229H187V227H190V226H188L186 223L184 224L186 227L184 228V225H179V224H176L175 222H174V220H171V221H173L172 223H170V221H167V220H169L168 218L167 219H165ZM173 217H175V216H173ZM0 218H2V217H0ZM4 218V219H5ZM65 218H69L68 216H66ZM176 218V217H175ZM258 218L259 219H261V216H258ZM167 221V223L169 224V225H172V224H176V225H178L179 226V230H180V232H178V226H174V225H172V226H174V227H177V228H174V229H176L175 231H174V229H173V233H177V234H174V236H173V238H175V237H177V236H180V238H178L177 237V239L175 240V239H169V235H170V233H167L168 234V236L166 235V232H169V229L170 228H168V230H167V228L165 227V226H167L168 224L166 223V221ZM124 221H125V218H124ZM155 221H156V219H155ZM4 222V221H3ZM162 222V223H161ZM164 222H165V224H164ZM177 222V221H176ZM180 222V221H179ZM147 223V222H146ZM178 223V222H177ZM181 223V222H180ZM261 223V222H260ZM159 224V225H158ZM167 224V225H166ZM181 224H183V223H181ZM164 225V226H163ZM260 225H262V224H260ZM262 226H264V225H262ZM1 227H3L1 230H0V252L2 253H0V264H3L5 261H3V262H1L2 260H4V259H9L10 260V257H12L13 256V254H10V252H12V251H10L9 252V250H8V247H10L9 249L10 250H12L11 249V247H14V250L15 251H17V252H19L20 250H23L22 248H24L23 246H25L26 245V243L24 244V245H21V244H23V242H21L20 240H21V236H19V235H21V231L19 232V231H11V229H9L8 230V232H10L9 234H7L8 232L6 231V228L8 227V224L7 223H1ZM0 227V228H1ZM70 227V226H69ZM69 227H67L68 228V230H69ZM118 227V226H117ZM117 227H115L113 230H115ZM126 227V226H125ZM137 227H139V228H137ZM140 227H142V228H145V229H147V230H145V229H142V228H140ZM157 227V228H156ZM158 227H165L166 229H164V231H165V233H164V231L162 230V229H158ZM169 227V226H168ZM182 227L184 228V229H186V231L184 230V229H182ZM258 227H260V226H258ZM122 228V227H121ZM66 229V228H65ZM118 229H116V230H118ZM133 229V230H132ZM137 229V230H136ZM140 229V230H139ZM132 230V231H131ZM139 230V231H138ZM151 230V231H150ZM158 230V231H157ZM159 230H161V231H159ZM3 231V232H2ZM183 231V232H182ZM111 232H112V230H111ZM113 232H115V231H113ZM120 232H122V233H120ZM130 232V233H129ZM132 232V233H131ZM133 232H135V233H133ZM146 232H148L149 234H147ZM155 232V233H154ZM5 234V236H4V234ZM146 233V234H145ZM163 233V234H162ZM184 233V234H183ZM189 233V234H188ZM74 234V233H73ZM145 234V235H144ZM172 234V233H171ZM179 234V235H178ZM191 234V235H190ZM64 235H66V234H64ZM139 235V236H138ZM149 235V236H148ZM155 235V236H154ZM158 235V236H157ZM161 235V236H160ZM167 237H166V236ZM175 235H177V236H175ZM187 237H190V239H188L189 240V242H188V240L186 239V236ZM243 235V236H242ZM244 235L245 234H240V235H238L237 237H239V239H244L245 237H244ZM10 236H11V238H10ZM15 236V237H14ZM74 236H75V234H74ZM121 236H122V238H121ZM142 236H144V237H142ZM8 237V238H7ZM61 237H62V234H61ZM64 237V236H63ZM62 237V238H63ZM67 237V236H66ZM71 237V236H70ZM76 237H78V236H76ZM126 237V238H125ZM148 237V238H147ZM152 237V238H151ZM20 238V239H19ZM59 238H60V236H59ZM125 240H124V239ZM160 238V239H159ZM162 238V239H161ZM171 238V237H170ZM10 239H12V240H10ZM17 239V240H16ZM48 239H51V238H47V237H45L44 238V240L42 239L41 240V243H36V242H34V243H32L31 244V246H33L34 245V250H36L37 249V251L39 250V251H41V249H39L40 247H38V246H41V245H43L44 244V247H45V245L47 246H51L50 247V249L52 248V246L54 245V244H51V243H49L51 240H48ZM66 239V238H65ZM64 239V240H65ZM67 239H68V237H67ZM74 239H75V237H74ZM78 239H79V237H78ZM115 239H117V240H115ZM120 239H122V240H120ZM138 239V240H137ZM151 239V240H150ZM168 239L170 240V241H168ZM70 240V239H69ZM69 240H66V242L64 241L63 243H65L64 245H67L69 242H67V241H69ZM72 241H71V243H69L70 245H68V246H66L65 248L67 249V247H71V245H72V247L74 246L73 244H75V243H72L73 241H75V240H77V239H75V240H73V239H71ZM125 242H124V241ZM140 240H141V242H140ZM144 242H143V241ZM171 240H172V242H171ZM173 240H175V242L176 243H174L173 242ZM178 240H180L179 242H178ZM8 241V242H7ZM10 241V242H9ZM14 241V242H13ZM43 241V242H42ZM54 240H52V242H53ZM131 241V242H130ZM146 241V242H145ZM161 241V242H160ZM12 242V243H11ZM130 242V243H129ZM186 242H187V245H186ZM54 243V242H53ZM67 243V244H66ZM151 243V244H150ZM179 245H178V244ZM181 243V244H180ZM15 244V245H14ZM129 244V245H128ZM133 244V245H132ZM195 244V243H194ZM9 245V246H8ZM19 245V246H18ZM22 247H21V246ZM37 245V246H36ZM135 245V246H134ZM171 245V246H170ZM27 246V245H26ZM25 246V247H26ZM129 246V247H128ZM133 246V247H132ZM145 246V247H144ZM165 246V245H164ZM167 246H169V247H167ZM178 246H179V248H178ZM186 246V247H185ZM72 247L69 249H67L70 253H71V249H72ZM134 247H135V250H134ZM137 247V248H136ZM158 247V248H159ZM182 249H181V248ZM185 247V248H184ZM190 247H191V249H192V246L190 245ZM16 248V249H15ZM20 248V249H19ZM32 248V247H31ZM47 248V247H46ZM74 248V247H73ZM168 248V249H167ZM19 249V250H18ZM32 249V250H33ZM47 249H49V247L47 248ZM53 249V248H52ZM140 249V250H139ZM33 250V252L34 253H36L37 251H34ZM67 250H66V252L64 253V260L61 262V260H59V258L61 259V258H63V257H57V260L59 261V262H61V263H63V264H70V262H69V258H75V257H77L76 256V253L74 254L73 252H75L74 251V249H72L73 251H72V255H68V254H70V253H68L67 252ZM167 250V251H166ZM171 250V251H170ZM175 250V251H174ZM52 251V253H53V250H51ZM165 252V254H164V252ZM178 251V252H177ZM181 251H182V254H180L181 253ZM54 252L56 253V254H58V251H55L54 250ZM171 252V253H170ZM180 252V253H179ZM185 252V253H184ZM39 253V252H38ZM37 253V254H38ZM177 253H179V254H177ZM54 254V253H53ZM55 254V255H56ZM4 255V256H3ZM9 255H10V257H9ZM55 255H53V259H51V261L52 260H54L55 258H54V256ZM72 256V257H68V256ZM73 255H75V257L73 256ZM7 256V258H1V257H6ZM63 256V255H62ZM183 256V255H182ZM56 257V256H55ZM171 258H173V259H171ZM166 259V260H165ZM182 259V258H181ZM9 260H6V261H8V262H6V264H9ZM56 259L54 260V261H56V262H58ZM177 260H178V262H177ZM164 261V262H163ZM168 261V262H167ZM172 261H171V263H172ZM48 262V261H47ZM58 262V263H59ZM65 262V263H64ZM54 264V262H50L49 261V264ZM60 263V264H61ZM28 264H31V263H28ZM47 264V263H46ZM56 264V263H55ZM172 264H174V263H172Z\"/></svg>",
	"mask_w": 264,
	"mask_h": 264
}]
</instances>
